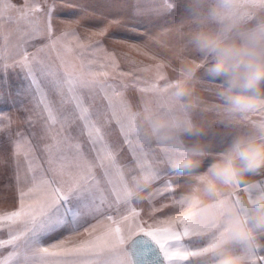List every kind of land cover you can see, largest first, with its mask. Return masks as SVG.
<instances>
[{"label":"snow or ice","instance_id":"snow-or-ice-1","mask_svg":"<svg viewBox=\"0 0 264 264\" xmlns=\"http://www.w3.org/2000/svg\"><path fill=\"white\" fill-rule=\"evenodd\" d=\"M121 8L96 34L125 28L128 35L113 38L137 50L129 41L149 39L181 11L179 0H123ZM77 11L87 14L89 6L83 0H0V130L10 129L12 108L41 121L39 132H17L12 141L17 204L0 211V264H194L212 238L195 207H186L181 194L177 199L183 182L171 179L170 164L180 146L145 144L122 92L126 77L151 68L153 76L137 87L142 99L155 93L167 81L165 65L120 71L100 41L81 40L72 27L79 20H62ZM56 20L64 23L59 33ZM36 40L44 42L36 46ZM14 68L24 73L22 88L8 84ZM113 121L131 166H121L120 148L106 139ZM141 171L160 182L148 198L147 219L131 188ZM169 207L175 214L156 215ZM248 254L252 264H264V248Z\"/></svg>","mask_w":264,"mask_h":264},{"label":"clouds","instance_id":"clouds-1","mask_svg":"<svg viewBox=\"0 0 264 264\" xmlns=\"http://www.w3.org/2000/svg\"><path fill=\"white\" fill-rule=\"evenodd\" d=\"M179 4L149 38L173 52V75L142 99L136 124L145 144L180 146L170 167L212 238L194 264H252L248 250L264 248V0ZM154 183L138 172L133 196Z\"/></svg>","mask_w":264,"mask_h":264},{"label":"rangeland","instance_id":"rangeland-1","mask_svg":"<svg viewBox=\"0 0 264 264\" xmlns=\"http://www.w3.org/2000/svg\"><path fill=\"white\" fill-rule=\"evenodd\" d=\"M83 2L89 6L87 14L79 11L75 14L71 12H65L62 14L63 21L79 20V23H72V27L77 29L81 40L84 42L100 41L106 52L111 53L115 57V60L119 64V70L122 72L142 69L154 65L157 62H163L165 65L164 71L167 76L173 75L172 68L175 66L176 61L171 50L161 48L154 43L149 44V39H144L139 42L129 41V43H138L139 50L131 48L120 40L113 38L114 34H119L121 36L128 35L127 29L116 26L109 28L104 36L96 34L102 27L107 25L110 19L122 14L123 9L121 8V4L123 3V0H83ZM62 20L54 21L57 33H59L64 27ZM160 30H162V28L155 30L151 36ZM139 34L143 35L144 33L141 32ZM43 42L44 41L42 40H36L32 43L38 46ZM32 50H34V48H29V51ZM144 53H148V55H144ZM153 56L155 57V60L151 58ZM170 59L172 60V66H169L168 63ZM152 76L153 70L149 68L148 71H134L133 76L125 78L128 86L123 88L122 92L132 111L138 108L142 102V96L137 85H143L144 81L149 80ZM4 78L3 74H0V79ZM6 79L13 89L22 88L27 83L24 78V73L18 68L10 69L7 73ZM20 99L23 100L24 98L21 97ZM24 103L28 107H32V105L27 103V100H24ZM104 103L106 104V101ZM10 112L13 119L10 129L0 130V160L3 161V163H0V211L12 210L17 204V192L15 186L16 160L13 155L14 144L12 141L16 139L17 132L25 134H28L31 131L39 132L41 127V121L38 118L33 117V119L29 121L28 118L30 113L23 110V108H12ZM8 131L12 134L11 138L8 136ZM104 132L108 143L114 147L120 148V151L117 154V159L121 166H131L133 164V157L127 146L124 144L123 135L115 121H113L107 129H104ZM29 138L31 139V137ZM33 142L35 143V141ZM153 147H155V145H153ZM37 155L39 156L41 153L38 151ZM171 179L183 182L182 178L176 175L171 176ZM159 183V181H156V183L153 184L150 195L158 188ZM182 184L183 183H180L176 188L177 199L183 191ZM148 198L142 201L139 200L137 204V207L144 210L142 215L145 219H147L149 208ZM155 203L159 206L161 200L157 199ZM165 214L175 213L171 207L165 208L163 212L156 213L158 217L164 216Z\"/></svg>","mask_w":264,"mask_h":264}]
</instances>
